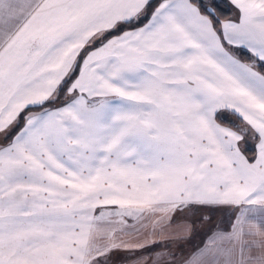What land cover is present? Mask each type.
I'll use <instances>...</instances> for the list:
<instances>
[{
    "label": "snow or ice",
    "instance_id": "6c2138e0",
    "mask_svg": "<svg viewBox=\"0 0 264 264\" xmlns=\"http://www.w3.org/2000/svg\"><path fill=\"white\" fill-rule=\"evenodd\" d=\"M0 264H264V0H0Z\"/></svg>",
    "mask_w": 264,
    "mask_h": 264
},
{
    "label": "trees",
    "instance_id": "16d2710c",
    "mask_svg": "<svg viewBox=\"0 0 264 264\" xmlns=\"http://www.w3.org/2000/svg\"><path fill=\"white\" fill-rule=\"evenodd\" d=\"M229 13H224V16H227Z\"/></svg>",
    "mask_w": 264,
    "mask_h": 264
},
{
    "label": "rangeland",
    "instance_id": "374dc122",
    "mask_svg": "<svg viewBox=\"0 0 264 264\" xmlns=\"http://www.w3.org/2000/svg\"><path fill=\"white\" fill-rule=\"evenodd\" d=\"M230 15V13L227 15V16H229ZM223 18V17H222Z\"/></svg>",
    "mask_w": 264,
    "mask_h": 264
},
{
    "label": "crops",
    "instance_id": "0c3cea01",
    "mask_svg": "<svg viewBox=\"0 0 264 264\" xmlns=\"http://www.w3.org/2000/svg\"><path fill=\"white\" fill-rule=\"evenodd\" d=\"M231 15V14H230Z\"/></svg>",
    "mask_w": 264,
    "mask_h": 264
}]
</instances>
